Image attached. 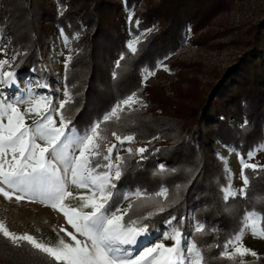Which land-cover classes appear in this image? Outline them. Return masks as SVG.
Instances as JSON below:
<instances>
[{"label":"trees","instance_id":"trees-1","mask_svg":"<svg viewBox=\"0 0 264 264\" xmlns=\"http://www.w3.org/2000/svg\"><path fill=\"white\" fill-rule=\"evenodd\" d=\"M138 1L1 0L0 32L9 37L16 56L13 71H32L49 83L42 60L48 55L50 39L63 29L73 49L63 72L71 101L65 115L71 126L82 132L130 93L142 98L133 111L121 114L118 123L106 125L109 143L118 142L110 136L117 131L135 135L127 148L135 150L139 143L147 149L143 154H129L127 148L118 153L125 163L116 202L127 208L136 197L125 201L120 194L138 189L151 194L165 186L172 203L144 221L149 233L168 229L165 222L171 216L177 222L183 218L182 231L187 239L194 235L207 264H240L241 259L244 264H264L260 253L235 260L220 255L224 242L240 228L246 209L264 214V165L255 171L244 169L249 180L247 198L225 201L220 189L229 181V171L216 150L217 144L230 146L245 157L264 145V15L227 41L213 43L229 44L238 51L223 68L212 67L211 79L201 88L195 76L198 68H192L196 62L168 60L167 67L178 81L171 82L168 95L142 76L154 71L158 60L172 55L184 41L206 45L230 32L229 26L200 29L225 12L232 0H148L143 11L126 19L124 11ZM128 31L134 37L144 31L134 40L135 53L125 40ZM161 164L168 171L159 173ZM152 210L149 205L129 214L136 218ZM196 222L205 225L206 234L193 233ZM0 264L53 261L27 243L17 247L0 235Z\"/></svg>","mask_w":264,"mask_h":264},{"label":"snow or ice","instance_id":"snow-or-ice-1","mask_svg":"<svg viewBox=\"0 0 264 264\" xmlns=\"http://www.w3.org/2000/svg\"><path fill=\"white\" fill-rule=\"evenodd\" d=\"M60 33L67 42L63 29ZM128 48L135 53L132 42ZM71 58V55L65 57L66 68ZM15 59L14 55L12 60ZM5 65L10 67L11 60H0V85L3 86L0 87V195L8 200H39L61 212L72 231L61 226L59 232L65 233V236L58 233L54 245L41 242L31 234H14L3 222H0V235L17 247L27 243L33 250L49 257L53 264H207L203 249L198 246L194 235L185 240L183 218L177 222L175 216L165 222L169 227L162 235L164 240L172 241L170 246L151 242L136 254L130 251L131 247L139 245L141 238L147 239L150 235L149 226L144 221L165 211L172 203L165 186L151 194L143 189L120 194L122 200L136 197V201L127 208L116 202L117 182L123 174L125 158L117 152L113 159L117 144L108 142L106 125L111 121L118 123L121 114L126 109L129 113L133 111V106L140 104L142 98L135 92L130 93L80 132L71 126L70 118L65 115L66 106L71 102L67 88L63 93L66 99L58 103L46 95H37L33 86H29L23 96L15 93L8 95L6 89L14 87L17 80L13 71H2ZM33 115L37 118L31 124L26 123V119ZM110 136L121 147L135 140L134 134L117 131H111ZM259 150H264V145ZM127 151L129 154L133 151L143 154L147 149L133 150L129 147ZM254 155L255 151H249L247 159L251 160ZM239 160L242 187L239 190L232 188L229 173V183L220 189L225 201L237 196L247 198L249 180L244 169L255 171L258 167L247 163L242 155ZM166 171L161 164L158 172ZM225 171L228 172V169ZM180 187L177 185V190ZM73 188L77 190L75 193ZM80 189H86L87 193H80ZM149 205L153 210L146 215L133 218L129 214L134 209ZM246 232L264 239V214L256 209L244 211L240 228L223 244L222 258L235 260L237 256L242 258L248 254L257 257L255 251L242 243ZM193 233L206 234L205 225L196 222ZM240 264H244L243 259Z\"/></svg>","mask_w":264,"mask_h":264},{"label":"rangeland","instance_id":"rangeland-1","mask_svg":"<svg viewBox=\"0 0 264 264\" xmlns=\"http://www.w3.org/2000/svg\"><path fill=\"white\" fill-rule=\"evenodd\" d=\"M120 3L123 0H116ZM148 0H139L134 7L129 11H124L126 19L130 16L137 15L144 10ZM156 1V0H151ZM1 2V0H0ZM264 15V0H232L229 8L222 13L217 14L210 23L203 26L200 30H215L220 27L229 26L230 32L217 36L208 41L205 44H190L184 41L172 55L165 58H161L157 62V66L152 72H148L142 76L143 81L155 85L158 89L165 94H171V82H178L177 75L167 67V61L176 59L182 61H194L192 68H198L195 71V76L198 79L197 87L201 88L206 81L211 79L210 70L212 67L223 68L229 64L234 54L238 51L237 48L230 46L229 44L217 46L213 43L217 41H227L233 35L243 30L250 23L258 20ZM154 28V27H152ZM199 31V30H198ZM144 31H141L136 37L132 32L128 31L125 36L127 45L132 42L134 44L135 38H141ZM50 48L48 55H45L42 60L47 74L50 76V82L44 81L42 76L37 75L32 71H24L16 74L13 71L14 51L11 49L9 37L0 32V60H11L10 67L5 65L2 71H13L17 80V84L11 89H6L8 95L19 94L25 95L29 86L34 87V92L37 95H46L54 102L63 101L65 99L64 91L66 89L63 83V72L65 68V57L71 54L73 50L69 41H65L61 34L50 39ZM154 73V74H149ZM46 82V83H45ZM36 85H49L50 87H35ZM184 86V83H181ZM0 87H3L0 85ZM142 102V101H141ZM23 110V107H22ZM34 115L26 119V123L31 124L33 119H36ZM117 152H123L127 146L121 147L119 142H115ZM136 147L141 148V144L136 143ZM260 146L251 149L255 151V155L251 160L247 159V155L244 157L245 161L250 164H256L258 166L264 165V150H259ZM217 153L223 158L224 164L230 173V183L234 190H239L242 187L241 178V164L239 160V154L230 146H224L221 144L216 145ZM114 152V151H113ZM229 181L226 183L228 184ZM225 184V185H226ZM224 185V186H225ZM74 193L76 189H72ZM80 193H87L86 189L78 190ZM133 197V196H132ZM131 198V197H130ZM127 201V200H125ZM75 204L76 201H70ZM0 222H3L5 226L14 234H31L39 241L46 244H56L58 240V233L60 236H65V233L59 232L61 226L65 227L69 231H72L70 225L66 223V220L61 212L53 210L50 206H45L39 200L35 202H29L27 199L17 201L15 198L8 200L0 195ZM167 229L157 230L154 233H150L147 239L141 238L138 246L130 248L132 254H136L144 245L151 242L164 243L165 245H171L172 241L164 240L162 238L163 233ZM68 239L67 237H65ZM79 238V237H78ZM159 238V239H158ZM185 240L187 237L185 235ZM244 246L255 251L257 254H264V239L253 237L250 232H246L242 238ZM239 245H237L238 247ZM231 252L232 249H229ZM250 254L244 257H249Z\"/></svg>","mask_w":264,"mask_h":264}]
</instances>
